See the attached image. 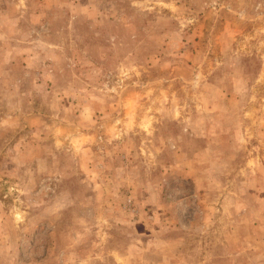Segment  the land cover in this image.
<instances>
[{
	"label": "rangeland",
	"instance_id": "374dc122",
	"mask_svg": "<svg viewBox=\"0 0 264 264\" xmlns=\"http://www.w3.org/2000/svg\"><path fill=\"white\" fill-rule=\"evenodd\" d=\"M0 264H264V0H0Z\"/></svg>",
	"mask_w": 264,
	"mask_h": 264
}]
</instances>
